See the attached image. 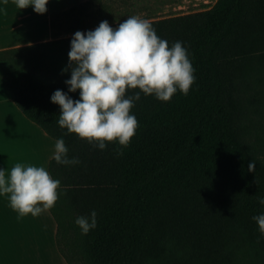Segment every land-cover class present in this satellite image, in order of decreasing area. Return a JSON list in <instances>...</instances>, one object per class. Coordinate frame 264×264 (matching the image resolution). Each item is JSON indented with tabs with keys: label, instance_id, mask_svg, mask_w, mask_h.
I'll use <instances>...</instances> for the list:
<instances>
[{
	"label": "trees",
	"instance_id": "trees-1",
	"mask_svg": "<svg viewBox=\"0 0 264 264\" xmlns=\"http://www.w3.org/2000/svg\"><path fill=\"white\" fill-rule=\"evenodd\" d=\"M147 3L87 0L53 12L51 39L0 49V82L15 103L80 161L50 163L61 182L50 209L58 247L68 264H264V235L252 219L264 214V0L145 18L169 47L182 42L195 82L168 102L129 89L125 98L140 99L128 146L101 150L58 124L51 95L80 98L65 83L74 33L95 30L86 23L93 13L97 26L107 20L117 29L150 11ZM93 210L96 227L82 234L75 220Z\"/></svg>",
	"mask_w": 264,
	"mask_h": 264
},
{
	"label": "clouds",
	"instance_id": "clouds-1",
	"mask_svg": "<svg viewBox=\"0 0 264 264\" xmlns=\"http://www.w3.org/2000/svg\"><path fill=\"white\" fill-rule=\"evenodd\" d=\"M3 2L7 5L8 0ZM13 3L20 10L31 5L36 13L44 14L48 0H13ZM68 57L71 78L65 83L69 92L79 89L80 98L73 100L59 89L51 95V101L61 109L58 124L101 150L106 148V142L114 141L126 147L136 133L139 122L130 113L134 101L140 99V92L125 98L129 89L138 88L145 95L154 94L158 100L168 102L177 90L187 95L195 82V70L182 42L169 47L151 22L139 16L128 17L117 29L104 20L86 34L76 31ZM67 153L64 140L57 139L55 161L65 165L80 163L78 158L69 159ZM248 170L255 171L254 162ZM60 185L43 166L17 163L7 177L0 169V195L9 197L10 207L21 217L28 214L36 217L53 208L59 199ZM259 202L264 205V198ZM96 215L93 210L90 217L76 218L82 234L96 227ZM252 219L264 235V214Z\"/></svg>",
	"mask_w": 264,
	"mask_h": 264
},
{
	"label": "crops",
	"instance_id": "crops-1",
	"mask_svg": "<svg viewBox=\"0 0 264 264\" xmlns=\"http://www.w3.org/2000/svg\"><path fill=\"white\" fill-rule=\"evenodd\" d=\"M66 9L60 0H48L46 13L36 20L33 6L20 10L13 0L7 5L0 0V49L51 39L52 14ZM56 140L20 109L9 87L0 82V169L6 177L17 163L43 166L51 174ZM56 234L50 210L21 217L10 207L9 197L0 195V264H68Z\"/></svg>",
	"mask_w": 264,
	"mask_h": 264
},
{
	"label": "rangeland",
	"instance_id": "rangeland-1",
	"mask_svg": "<svg viewBox=\"0 0 264 264\" xmlns=\"http://www.w3.org/2000/svg\"><path fill=\"white\" fill-rule=\"evenodd\" d=\"M62 8H70L73 5H80L86 0H60ZM217 0H148L151 8L150 11L138 12L137 16L142 19L147 17H165L179 13H187L195 10L209 8L215 4ZM91 7V6H90ZM89 7V8H90ZM92 11V9H88ZM87 29H95L98 27L99 18L93 13L86 17Z\"/></svg>",
	"mask_w": 264,
	"mask_h": 264
},
{
	"label": "bare ground",
	"instance_id": "bare-ground-1",
	"mask_svg": "<svg viewBox=\"0 0 264 264\" xmlns=\"http://www.w3.org/2000/svg\"><path fill=\"white\" fill-rule=\"evenodd\" d=\"M37 14V17H36V20H37V18H38V13H36Z\"/></svg>",
	"mask_w": 264,
	"mask_h": 264
}]
</instances>
